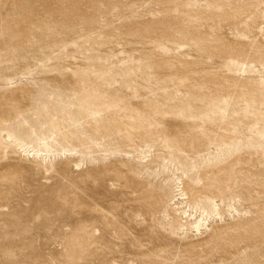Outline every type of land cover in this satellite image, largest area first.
<instances>
[{
    "label": "rangeland",
    "instance_id": "obj_1",
    "mask_svg": "<svg viewBox=\"0 0 264 264\" xmlns=\"http://www.w3.org/2000/svg\"><path fill=\"white\" fill-rule=\"evenodd\" d=\"M180 1L0 0V264H264V0Z\"/></svg>",
    "mask_w": 264,
    "mask_h": 264
},
{
    "label": "bare ground",
    "instance_id": "obj_2",
    "mask_svg": "<svg viewBox=\"0 0 264 264\" xmlns=\"http://www.w3.org/2000/svg\"><path fill=\"white\" fill-rule=\"evenodd\" d=\"M172 1H173V0H172ZM181 1H182V0H181ZM181 1H180V2H181ZM166 2H167V1H166ZM177 2H178V1H177ZM111 3H112V2H111ZM178 3H179V2H178ZM182 4H183V3H182ZM188 7H189V6H188ZM187 12H188V11H187ZM189 12H190V11H189ZM189 12H188V13H189ZM165 13H166V12H165ZM168 13H169V11H168ZM186 14H187V13H186ZM165 15H166V14H165ZM163 26H164V25H163ZM148 27H149V26H148ZM161 27H162V26H161ZM140 28H142V27H140ZM145 28H146V27H145ZM151 28H152V27H151ZM162 28H163V27H162ZM136 29H138V28H136ZM154 29H155V28H154ZM160 29H161V28H160ZM133 30H134V29H133ZM147 30H148V29H147ZM163 30H164V29H163ZM163 30H162V31H163ZM127 31H128V29H127ZM130 31H131V30H130ZM164 32H165V31H164ZM110 33L112 34L111 31H110ZM142 33H143V32H142ZM148 33H149V32H148ZM140 34H141V33H140ZM146 34H147V32H146ZM132 35H133V34H132ZM134 35H135V33H134ZM115 36H117V35H115ZM115 36H114V37H115ZM119 36H120V35H119ZM132 37H133V36H132ZM212 41H213V39H212ZM208 46H209V45H208ZM206 47H207V46H206ZM206 47H205V48H206ZM230 63H231V62H230ZM230 63H229V64H230ZM231 67H232V66H231ZM228 68H230V67L228 66ZM201 80H202V79H201ZM232 81H233V80H232ZM195 83H196V82H195ZM229 85H230V84H229ZM233 86H234V85H233ZM217 87H218V86H217ZM242 91H243V89H242ZM218 94H219V93H218ZM219 97H220V96H219ZM221 99H222V97H221ZM261 103H262V102H261ZM256 107H257V106H256ZM259 110H260V109H259ZM258 113H259V112H258ZM55 114H56V113H55ZM52 116H53V115H52ZM52 116H51V117H52ZM72 120H73V119H72ZM75 120H76V119H75ZM46 121H47V120H46ZM46 121H45V123H46ZM52 121H53V120H52ZM28 122H29V121H28ZM47 122H48V121H47ZM49 122H50V121H49ZM13 124H14V123H13ZM43 124H44V123H43ZM49 124H50V123H49ZM87 124H88V123H87ZM261 124H262V123H261ZM16 126H17V125H16ZM18 126H20V125H18ZM42 126H43V125H42ZM45 126H46V124H45ZM51 126H52V125H51ZM253 127L255 128V126H253ZM44 128H45V127H44ZM254 128H253V129H254ZM14 129H15V128H14ZM17 129H19V128H17ZM45 129H46V128H45ZM256 129H257V128H256ZM41 130H42V129H41ZM42 131H43V130H42ZM49 131H50V130H49ZM263 131H264V130H263ZM13 132H14V130H13ZM37 133H39V130H38ZM263 133H264V132H263ZM42 134H43V133H42ZM259 134H260V132H259ZM261 134H262V133H261ZM21 135H22V134H21ZM10 136H11V135H10ZM10 136H9V137H10ZM16 136H18V135H15V137H16ZM23 137H24V136H23ZM44 137H45V136H44ZM54 137H55V136H54ZM72 137H73V136H72ZM13 138H14V137H13ZM17 138H19V136H18ZM36 138H37V137H36ZM38 138H39V137H38ZM259 138H260V137H259ZM41 139H42V138H41ZM80 139H81V138H80ZM21 140H22V139H21ZM24 140H25V139H24ZM256 140H257V139H256ZM12 141H13V140H12ZM36 141H37V140H36ZM42 141H43V140H42ZM83 141H85V140H83ZM10 142H11V141H10ZM25 143H27V141H26ZM30 143H31V142H30ZM35 143H36V142H35ZM81 143H83V142H81ZM88 143H89V142H88ZM255 143H256V142H255ZM17 144H18V143H17ZM22 145H23V144H22ZM81 145H82V144H81ZM88 145H89V144H88ZM90 145H91V144H90ZM34 146H35V145H34ZM89 147H91V146H89ZM38 148H39V147H38ZM35 149H36V148H35ZM43 150H44V149H43ZM49 150H51V149H49ZM138 158H139V157H138ZM141 158H142V157H141ZM182 198H183V197H182ZM186 214H187V213H186ZM196 225H197V224H196Z\"/></svg>",
    "mask_w": 264,
    "mask_h": 264
}]
</instances>
